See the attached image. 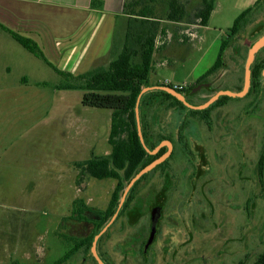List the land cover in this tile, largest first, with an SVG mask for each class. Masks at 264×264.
Returning a JSON list of instances; mask_svg holds the SVG:
<instances>
[{
	"label": "rangeland",
	"instance_id": "rangeland-1",
	"mask_svg": "<svg viewBox=\"0 0 264 264\" xmlns=\"http://www.w3.org/2000/svg\"><path fill=\"white\" fill-rule=\"evenodd\" d=\"M135 1H141L135 13L149 3H126ZM183 1L190 20L181 24L167 19L168 0L151 3L154 19L147 24L130 15L135 30L156 26L158 41L171 34V41L157 42L156 52L171 49L163 65L154 64L152 85H193L216 61L237 16L258 0H216L200 27L194 15L202 0ZM263 34L264 0L233 38L224 68L184 94L199 105L219 90H242L249 49ZM83 93L20 89L0 97V264L52 263L99 230V211L108 207L117 179L82 175L79 168L76 175L70 158L75 149L81 158L111 152L112 110L84 105ZM211 105L199 113L165 103L150 112L151 140L170 137L174 150L108 222L98 249L110 264H257L264 251V75L245 96ZM75 197L93 209L85 208L84 218ZM155 208L159 225L148 244ZM93 257L83 247L64 264H98Z\"/></svg>",
	"mask_w": 264,
	"mask_h": 264
},
{
	"label": "trees",
	"instance_id": "trees-1",
	"mask_svg": "<svg viewBox=\"0 0 264 264\" xmlns=\"http://www.w3.org/2000/svg\"><path fill=\"white\" fill-rule=\"evenodd\" d=\"M148 1L149 3L142 7L138 13H135L133 7L140 4L141 1H135L130 4L125 3V10L127 14H134L137 18H141L140 22L147 24L154 19L151 3L157 0ZM261 1L262 0H258L253 7L245 9L237 16L233 26L230 28L228 36L221 42L218 57L214 64H212L193 85L187 89L178 88V91L182 93H186V91L191 92L198 83L207 80L210 76L216 75L224 68L226 51L231 47L233 38L241 32L254 7ZM215 3L216 0H202V5L197 8L194 19H197L202 25H207L215 9ZM92 5L102 6L103 2L101 0H92ZM129 7H131L130 9L132 11H129ZM166 17L168 20L172 21L190 20L185 2L183 0H168ZM11 34L21 44L39 58L49 63L57 72L61 73L66 78L67 82L61 86L62 88L84 90L82 99L84 105L109 108L112 110L111 129L108 139L111 145V152L105 155H93L89 159L78 161L76 166L80 169L82 175L88 174L98 179L115 178L117 179V184L112 193L108 207L104 211H99L102 215V220L98 224V232L95 234L92 233L76 242L74 247L61 259L52 263H45L64 264L71 255L83 247L87 251H91L95 236L110 220H112L115 214L118 216V214L122 213L130 206L136 187L149 173L144 174L136 181L129 191L126 200L121 205L123 192L130 180L144 166L167 150V147H162L157 154H151L148 151V148L151 150L154 149L165 139L172 140L165 135H159L156 142L151 140L150 112L155 111V109L159 107H163L165 103L180 105L183 108H188L192 112L199 113H204L209 108L204 110L191 109L176 96L162 89H153L142 93L145 87L160 86V84L152 85L150 80L153 71L154 54L157 49L156 41L158 31L156 26L148 25L144 28L135 30L133 27V20L130 17L126 43L119 55L111 60L107 66H100L80 75H73L72 73L58 69L47 59L41 47L33 39L14 31H11ZM262 49L256 53L255 60L252 64L251 87L249 92L253 86L258 83L260 77L264 75V60L257 61L258 53ZM230 97L231 96L223 95L212 105L222 103ZM186 98L191 102L188 95ZM137 108L139 109V116L137 114ZM138 119L140 120L144 142L139 135ZM167 162L168 159L156 166V168L166 165ZM263 167L264 151L259 160V168L262 169ZM75 205H78L76 212H79L80 218H84L83 214L85 208L93 210L90 207H86L83 199H76ZM106 262L110 264L107 260ZM257 264H264V251L259 255Z\"/></svg>",
	"mask_w": 264,
	"mask_h": 264
},
{
	"label": "crops",
	"instance_id": "crops-1",
	"mask_svg": "<svg viewBox=\"0 0 264 264\" xmlns=\"http://www.w3.org/2000/svg\"><path fill=\"white\" fill-rule=\"evenodd\" d=\"M101 1L102 6H93L92 0H0V97L8 98V93L20 89L53 93L65 89L61 87L63 75L15 39L11 31L33 39L51 63L73 75L107 66L116 58L125 46L131 17L125 10L127 0ZM180 36L176 35L179 43L183 42ZM161 49L154 54L153 70L154 64L166 62L171 47ZM79 157L75 149L70 161L76 175ZM50 168L54 170L55 164ZM3 252L9 258L8 252Z\"/></svg>",
	"mask_w": 264,
	"mask_h": 264
},
{
	"label": "water",
	"instance_id": "water-1",
	"mask_svg": "<svg viewBox=\"0 0 264 264\" xmlns=\"http://www.w3.org/2000/svg\"><path fill=\"white\" fill-rule=\"evenodd\" d=\"M264 47V34L258 38L250 47L249 52H248V57L246 60V64H245V74H244V85L242 90L240 91H232L229 89H222L219 90L217 93H215L212 97H210L208 99L207 102H204L202 104L199 105H195L192 104L191 102H189L186 98V95L180 91H178V88L176 86L170 85V84H166V85H157V86H151V87H145L142 90V93H145L149 90L152 89H162L165 90L171 94H173L174 96H176L178 99H180L187 107L191 108V109H197V110H202L207 108L208 106H210L211 104H213L216 100H218L221 96L223 95H228L231 97H243L245 96L251 86V77H252V64L255 60L256 57V53L262 49ZM137 114L139 116V109L137 108ZM138 123H139V135L141 140L144 142V136L142 133V128L140 125V120L138 119ZM162 147H167V150L162 153L159 157L155 158L153 161H151L150 163H148L146 166H144L128 183L127 187L125 188L122 198H121V205L124 203L129 191L131 190V188L133 187V185L136 183V181H138L144 174L152 171L156 166H158L159 164L163 163L164 161H166L173 153L174 150V143L172 140L170 139H165L163 140L159 145H157L154 149H150L148 148V151L151 154H157L160 149ZM117 214H115L112 218L111 221H113L116 218ZM160 216V212L158 208H155L153 211V223H152V231H151V236L149 238V242H152L154 239V236L156 234V230H157V223H158V219ZM109 223L95 236L94 241L92 243L91 246V251L93 256L95 257V259L97 260L98 264H108L106 262V260L102 257V255L99 252L98 249V245H99V241L100 238L102 237L103 233L108 229Z\"/></svg>",
	"mask_w": 264,
	"mask_h": 264
},
{
	"label": "built area",
	"instance_id": "built-area-1",
	"mask_svg": "<svg viewBox=\"0 0 264 264\" xmlns=\"http://www.w3.org/2000/svg\"><path fill=\"white\" fill-rule=\"evenodd\" d=\"M194 36H195V33H191V35H190V37L192 38H194ZM172 39H171V34L170 33H168L167 34V37H165L164 39H162V40H160V41H158V37H157V41H156V47L158 48V44H157V42H159V44H163V43H165L166 41H171ZM177 88H184V86H182V85H175Z\"/></svg>",
	"mask_w": 264,
	"mask_h": 264
},
{
	"label": "flooded vegetation",
	"instance_id": "flooded-vegetation-1",
	"mask_svg": "<svg viewBox=\"0 0 264 264\" xmlns=\"http://www.w3.org/2000/svg\"><path fill=\"white\" fill-rule=\"evenodd\" d=\"M157 225H159V224H157ZM102 255V254H101ZM103 257V256H102ZM104 258V257H103Z\"/></svg>",
	"mask_w": 264,
	"mask_h": 264
}]
</instances>
